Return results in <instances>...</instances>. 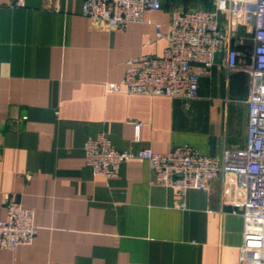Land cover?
Masks as SVG:
<instances>
[{
  "label": "crops",
  "instance_id": "1",
  "mask_svg": "<svg viewBox=\"0 0 264 264\" xmlns=\"http://www.w3.org/2000/svg\"><path fill=\"white\" fill-rule=\"evenodd\" d=\"M15 1L0 0V219L9 194L33 212L37 230L15 252L0 247V264H239L235 175L181 199L146 160H127L105 178L82 151L99 133L119 150L189 145L220 158L245 147L252 78L227 69L222 52L196 98L106 91L129 60L162 54L166 40L154 24L166 34L174 9L211 10L214 0H160L159 10L122 29L83 16L84 0ZM252 34L236 28L244 66Z\"/></svg>",
  "mask_w": 264,
  "mask_h": 264
},
{
  "label": "built area",
  "instance_id": "2",
  "mask_svg": "<svg viewBox=\"0 0 264 264\" xmlns=\"http://www.w3.org/2000/svg\"><path fill=\"white\" fill-rule=\"evenodd\" d=\"M14 4L21 6L23 0ZM160 7V0H84L81 13L122 29L141 21L144 11ZM154 25L156 36L166 40L162 54L129 60L123 77L107 82L106 91L196 98L200 78L210 73L215 56L222 52L227 69H246L252 78L245 147L224 149L220 158L201 154L189 145L175 146L167 152L119 150L99 133L83 143L84 162L93 175L112 178L123 162L146 160L156 182L175 188L181 199L189 189L206 191L213 180L235 175L230 202L242 206L239 264H264V0H214L211 10L177 8L170 13L166 34L159 24ZM240 26L253 31L249 66L239 64V53L233 46ZM139 126L135 123L136 129ZM3 202L6 215L0 219V247L15 252L19 246L32 243L37 227L33 212L21 207L12 196L6 194ZM183 205V201L178 204Z\"/></svg>",
  "mask_w": 264,
  "mask_h": 264
}]
</instances>
